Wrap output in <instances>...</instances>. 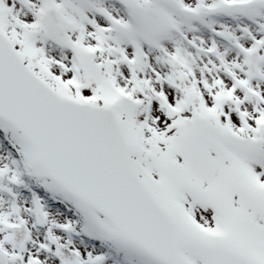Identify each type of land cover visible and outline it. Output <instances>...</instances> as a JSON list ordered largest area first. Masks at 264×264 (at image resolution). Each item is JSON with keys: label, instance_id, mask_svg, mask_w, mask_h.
<instances>
[{"label": "snow or ice", "instance_id": "1", "mask_svg": "<svg viewBox=\"0 0 264 264\" xmlns=\"http://www.w3.org/2000/svg\"><path fill=\"white\" fill-rule=\"evenodd\" d=\"M0 264H264V0H0Z\"/></svg>", "mask_w": 264, "mask_h": 264}]
</instances>
